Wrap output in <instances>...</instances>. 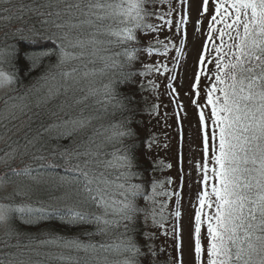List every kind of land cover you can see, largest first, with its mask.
Segmentation results:
<instances>
[{
	"label": "snow or ice",
	"instance_id": "1",
	"mask_svg": "<svg viewBox=\"0 0 264 264\" xmlns=\"http://www.w3.org/2000/svg\"><path fill=\"white\" fill-rule=\"evenodd\" d=\"M151 3L153 0H31L29 3L25 0H0V12L6 13L2 16L6 22L4 27L9 28L16 22L23 25L16 29L21 36L26 30L33 36L44 34L58 47V51L45 52L47 56L55 55L57 60L41 77L49 86L47 95L37 107L60 96L65 98L56 105L58 111L49 108L34 113L38 118L55 117V121L51 125L42 123L35 130L29 127L24 133L23 143L19 137L13 139L8 136L6 139L0 136V141L6 143V147L0 149L3 152L0 164L7 166V179L0 178V190H6L7 185L12 183L16 187L4 199L29 195L31 186L24 185L22 181L18 183V179L26 177L39 183L40 173L33 176L31 164L17 170L9 163L15 160L23 163V158L29 157L40 167L63 166L66 172L72 173L71 178L64 176L59 180L60 186L65 188L64 199L74 201L63 212L0 203V229H5L0 243L4 248L16 249L15 252L3 253L0 264H49L52 259L58 264H111L103 254L113 247L121 254H129L121 264H140L139 257L145 253L129 235L137 230L138 216L143 213L147 223L151 215L153 224L163 227L166 218L162 214L157 219L154 208L149 213L136 204V198L141 195L155 204L156 189L163 188V184L154 182L151 195H145L142 185L132 183L138 175L132 170L135 158L131 148L123 145L125 137L135 135L130 128L125 129L122 124H112L107 128L101 126L78 142L74 140L72 146L55 153L49 148L45 135L55 132L59 139L71 134L61 132V129L70 127L76 133L88 129L93 119L100 117L85 116L81 111L78 116L66 120L61 113L71 115L73 103L84 105L92 96H100L96 103L102 106L105 113L109 105L128 109L125 103L127 97L117 99L114 80L109 79L103 86L102 94L93 85L96 76L107 75L109 69L131 66L137 59L136 52L141 50L134 47L141 42L138 30L143 35L156 30L155 26L145 22L146 18L154 15L148 10ZM207 4L208 0H204L203 12H207ZM165 22L172 24L171 20ZM180 23L184 24L186 20L182 18ZM208 27V39L213 41L214 53L207 60V64L214 65L209 76L210 79L214 77V81L208 89L206 101L207 105H211L213 126L212 166L207 163L209 137L205 132L204 190L198 197L200 207L195 215V252L197 259L201 260L204 251L200 240L201 225L206 222L207 264H264V0H216L215 14ZM213 33L218 37L219 44L214 42ZM158 43L166 52L169 45L161 41ZM147 51L151 53L152 47L148 46ZM204 51L208 52L207 44ZM10 55H16L15 49L10 54L0 50V64L10 63ZM37 62L34 61L33 67ZM98 62L103 67H89ZM200 64L201 74L207 75L204 56ZM121 75V82H126L133 73L129 71ZM196 82L198 85L199 75ZM13 83V75L0 67V90ZM217 92L222 95L214 96ZM16 107L18 105H9L8 100H4L0 120L16 118L13 111ZM200 119L204 121L202 109ZM7 131L14 135L15 128ZM109 144H120L121 147L108 151ZM53 155L62 164L42 163ZM163 194L170 196L173 193ZM205 209L208 211L205 212ZM34 212L42 213L38 217L40 219L58 215L63 223L70 226L92 225L95 232L85 231L88 236H103L113 229L123 228L124 239L115 246L103 242L83 243L78 238L63 237L40 242L42 245L83 251L84 256L61 253L52 257L48 253L42 254L39 246L34 247L31 242L11 244L12 237L18 236L12 227L13 213L21 214L25 223H32ZM174 215L180 217L179 209ZM25 216L28 218L25 219ZM144 235L145 239L151 238L148 234ZM148 251L152 256L156 255L151 245H148ZM41 255L45 259H37Z\"/></svg>",
	"mask_w": 264,
	"mask_h": 264
},
{
	"label": "trees",
	"instance_id": "2",
	"mask_svg": "<svg viewBox=\"0 0 264 264\" xmlns=\"http://www.w3.org/2000/svg\"><path fill=\"white\" fill-rule=\"evenodd\" d=\"M26 3L31 2V0H25ZM168 4H171V0H153V3L148 5V10L153 12L154 15L146 18V23L155 26V31H150L147 35H143V32L138 30V35L141 37V42L138 45H134L141 49L136 52L137 59L133 62L131 66H125L120 69H109L107 75H98L95 77V83L93 87L103 92V86L109 82V79L115 81L113 87L117 93V99H122L127 97L125 103L128 104V109L123 110L120 108H113L111 105L108 106V110L105 113L101 105H98L96 101L100 99V96H92L86 101L84 105H77L73 103V108L71 109V115H64L61 113L64 119H71L73 116H78L81 111H83L85 116L92 115L98 116L99 119H93L91 126L84 130L83 132H72L71 128L61 129V132L71 133L66 138L57 139V133L53 132L51 134H45L49 141V148L55 152L62 151L65 147H70L73 145L74 140L78 142L83 139L86 135H90L95 128H100L101 126L107 128L112 124H122L125 129H131L134 132V136L125 137L123 139V145L131 148L132 154L134 155V167L133 171L138 175L132 179V183L140 184L144 188L145 195H151L152 184L161 183L163 188H157L156 191L158 195L155 197V204L150 203L144 199V196H138L136 198V204L140 208L147 209L149 213L154 208L156 211L157 219H159L162 214L166 219L163 223V227L153 224L151 215L145 223V216L141 213L138 216L135 233H129L132 236L134 242L140 247L141 252L145 253L139 257L140 264H171L169 261L170 254L176 260V244L173 240V234L171 232V227H168L169 221H171V213L164 209L163 206L166 202V197L163 193H173L168 191V179L167 174H165L168 168L170 169L169 162L163 159L161 153L166 148L164 143V131L162 129V114L165 110L173 112L174 106L172 104L173 100L169 99L168 86L164 84H159L161 79V71L171 70L173 66L171 64L159 63L158 60L165 51L163 45L158 43V41L163 42V44H168L167 50H173L181 40L180 32L178 30L173 31L174 39H169L170 43L165 41L166 29H163L160 25L163 20H168L164 12ZM214 8L213 1H210L209 10ZM171 11V10H170ZM6 15V13H2ZM161 17H163L162 21ZM17 27H23L16 22L12 23L9 28L0 27L1 33L5 35L4 44H0V50L6 53H12L15 49L16 55L9 56L10 63L0 64L3 70H9L14 77V87L16 96L8 101L9 105H18L13 111L16 114V118L9 120H0V136H12L13 139L19 137L21 143H23V137L21 138L20 133L15 130V133H10L7 131L9 128H14L16 123H22L24 125L25 132L28 131L29 127L35 130L40 127L41 123L51 125L49 123V118H52V123L55 121V117L40 116L39 118L34 115V113L46 111L49 108L56 109V105L61 103L65 98L63 96L57 97L48 101L47 104H42L41 107H37L42 99L47 95V89L49 83H46L41 77L44 76L45 72L48 70L50 64L54 65L56 63V56H47L45 52L52 50L58 51V47L54 45L52 40L46 38L44 34L33 36L31 32L25 31L23 36L16 32ZM180 27V26H179ZM39 28V25H37ZM7 33V34H6ZM45 44H44V43ZM41 43L43 46L37 47L36 44ZM148 46L152 47L151 53L147 51ZM123 59V58H121ZM34 61H38L36 66L33 67ZM158 65L159 68H158ZM147 66V67H146ZM90 68L95 67L97 69L103 67L102 63H97L96 65H89ZM212 69L209 70V75L207 78L201 80V85L205 86L206 89L211 86L214 81V77L211 79ZM131 71L133 75L129 77L126 82H121L123 77L121 73H127ZM143 73V74H142ZM158 82V83H157ZM207 94V91L206 93ZM79 95H83L80 93ZM215 95H222V93L217 92ZM170 97V96H169ZM130 101V103H128ZM2 104V105H1ZM4 102L0 103V109L3 108ZM211 110V105L207 106ZM58 111V109H56ZM207 110V109H206ZM31 117V119H29ZM46 118V120H45ZM7 125V128L5 127ZM211 126V128H210ZM212 119L207 123V132L209 137V147H210V158L212 156L211 151V135H212ZM10 142V141H8ZM0 146L6 147V143L0 141ZM120 144H109L107 146L108 151H113L115 148H120ZM186 151V150H185ZM177 152L181 151L177 148ZM176 152V153H177ZM2 151H0L1 157ZM47 154V153H46ZM185 155V153H184ZM24 162L20 161L19 165L15 168L22 166L25 167L27 164H31L34 171L33 175L37 173L52 172L59 174V177L67 176L71 178L72 173L66 172L63 166L57 167H40L39 164L31 160L29 157L23 158ZM163 160V162H161ZM12 162L9 163L12 165ZM44 164H62L59 158L53 155V157L42 162ZM1 166V164H0ZM7 167V166H6ZM161 178V175H164ZM23 179H28L23 177ZM55 184V183H53ZM29 185H32L30 183ZM45 186V185H44ZM56 185L52 186L55 187ZM45 187L32 188L28 196H16L14 199L10 200L12 205L19 201L31 204V208L37 209H56L61 212L66 211L67 207L72 205L74 201L64 199L65 190L56 187L55 191H44ZM174 194V193H173ZM175 195V194H174ZM176 200L179 196L176 192ZM5 202V201H4ZM33 205V206H32ZM29 207V206H27ZM42 214L39 212H34L31 216L32 223H25L24 219H21V214L13 213L12 227L18 233V236L14 235L10 240L11 244L17 243V241L24 245L31 242L33 246H39L40 252L48 253L52 257H55L61 253L65 255L72 256H84L83 251L76 252L74 250H68L56 247L55 245H42L40 242L49 239H57L60 237L71 239L78 238L83 243H88L89 241L93 243H106L111 245H119L121 240L124 239L122 236L123 228L113 229L107 235H85V231L95 232V227L92 225H79L70 226L63 223L58 215H54L51 218L40 219ZM28 217L25 216V219ZM148 234L150 239H145V235ZM4 235V234H3ZM2 235V237H3ZM1 237V238H2ZM162 238V239H161ZM172 245L173 251L168 250L162 243L164 240ZM148 245L152 246L156 255L152 256L149 254ZM15 248H4L3 244L0 243V256H3L5 252H15ZM103 255L107 256V259L111 264H121V262L129 255L128 253L121 254L118 250L113 247L109 249L107 253ZM7 258V257H3ZM37 259H45L43 255L37 257ZM49 264H58L55 259L50 260Z\"/></svg>",
	"mask_w": 264,
	"mask_h": 264
},
{
	"label": "rangeland",
	"instance_id": "3",
	"mask_svg": "<svg viewBox=\"0 0 264 264\" xmlns=\"http://www.w3.org/2000/svg\"><path fill=\"white\" fill-rule=\"evenodd\" d=\"M207 4V9H208ZM204 0H184L181 3V0H171V4H168L165 8L164 12L166 13L165 17L168 20L172 21L171 25H168L162 19L159 22H163L160 26L163 29H166L165 32V41L166 43H170L169 39H174L173 31L179 29V24L181 19L186 20V48L185 51L180 49V43L177 41V46L173 48V50L163 51L162 55L158 60V64H171L173 69L176 64L177 58L180 56L181 51L184 52L182 55V60L179 68V75L174 83H171V93L174 97H176L177 103L174 105V111L170 112L165 110L161 112L162 114V129L164 131V143L166 144V148L164 147L161 155L165 161L169 162L170 170L166 171L168 179L164 178V175H161V178L168 181V188L173 190L174 194L166 197L164 209L168 210V213H171V221H169L168 227H171V232L173 233L175 240H173L177 246L176 248V260L178 258V264H207V246H208V233H207V223H203L201 225V233L200 240L201 245L204 251L202 252L201 260L197 259L195 252V215L197 209L200 207L198 197L200 193L204 190L203 185V165L205 164V144H204V136H205V119L201 122L200 119V110L206 109V106L203 105L198 107L199 102L197 101V92L199 93L200 89L197 86L196 77L200 76L201 73V64L200 59L204 56L205 64H207V60L211 58L214 53L213 49V41L208 39L209 27L206 31H204L205 27L209 25L211 22V17L215 14V6L208 13L203 12ZM171 10V15H168ZM2 12H0V27L3 26L6 22L2 20ZM222 25H219L221 27ZM180 32V29L178 30ZM181 34V33H180ZM213 35V40L216 44H219V39L215 33ZM3 37L5 35L0 31V44H4ZM44 43V42H43ZM208 43V52L205 53V45ZM45 44V43H44ZM37 47L43 46V44H36ZM160 65H158L159 68ZM214 67V65H213ZM11 74L9 70H4ZM169 72V71H167ZM176 73V72H175ZM178 74V73H176ZM171 77V75H170ZM161 79H157L159 84H164L168 80V74L163 72L161 73ZM157 82V83H158ZM14 84L10 85L6 89L0 90V103L4 102V100L8 99L11 96H16L15 90L13 89ZM203 88V87H202ZM175 89V91H173ZM168 96V95H167ZM2 105V104H1ZM176 110H179L182 114V122L177 124L175 114H178ZM204 114V112H203ZM204 118H206V111L204 114ZM42 124V123H41ZM15 130L22 134L20 137L22 138L25 133V127L22 123H16L14 126ZM183 140H182V138ZM7 139V137H5ZM2 142V141H1ZM5 141H3L4 143ZM179 146L184 148L185 156H183V163L180 161V157L177 148ZM5 147L0 146V149ZM179 149V148H178ZM180 150V149H179ZM186 150V151H185ZM177 152V153H176ZM3 156V152L1 153V157ZM163 162V160H161ZM20 160H15L12 162V167L18 166ZM182 163V167H181ZM209 167L212 166V161L209 159L207 161ZM200 165L201 167H198ZM23 168L22 166L17 167L19 170ZM6 165L1 164L0 166V178L7 179L5 176ZM36 176V175H33ZM59 174H55L52 172H45L40 174L39 183L36 181H32L30 179H23V177L18 179V183L20 181L23 182L24 185H30L32 188L36 187H45L44 191H55L56 187H59L65 190L64 187L60 186ZM184 180L185 190L178 191L181 198H179V204H177L176 200V192L175 188L178 189L179 185ZM55 183V184H53ZM211 183V182H210ZM45 185V186H44ZM56 185L55 187H52ZM16 187L15 184L9 183L6 187V190H0V203L10 204L12 202L10 200L4 199V197L13 191ZM54 188V189H53ZM5 201V202H4ZM14 205L20 206H29V203L25 202H17L13 203ZM179 209L181 215L179 218L175 217V212ZM208 209H205L207 212ZM204 219V217H202ZM175 226V231L173 228ZM5 229H0V238L4 234ZM162 239V238H161ZM164 240V239H163ZM164 247L168 250H172V245L164 240L162 243ZM181 258V262H180ZM171 264L175 263V258L170 254L168 258Z\"/></svg>",
	"mask_w": 264,
	"mask_h": 264
},
{
	"label": "bare ground",
	"instance_id": "4",
	"mask_svg": "<svg viewBox=\"0 0 264 264\" xmlns=\"http://www.w3.org/2000/svg\"><path fill=\"white\" fill-rule=\"evenodd\" d=\"M12 98H13V96L9 97L7 100L10 101ZM45 120H46V118H45ZM48 120H49V123L52 124V118H49Z\"/></svg>",
	"mask_w": 264,
	"mask_h": 264
}]
</instances>
